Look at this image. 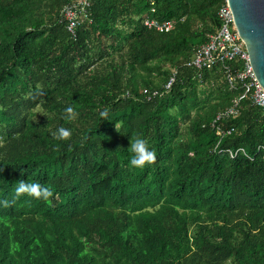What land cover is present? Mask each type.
Returning <instances> with one entry per match:
<instances>
[{"label":"trees","instance_id":"16d2710c","mask_svg":"<svg viewBox=\"0 0 264 264\" xmlns=\"http://www.w3.org/2000/svg\"><path fill=\"white\" fill-rule=\"evenodd\" d=\"M68 2L0 0V200L54 193L0 206V264H264V115L214 121L239 88L185 66L223 0H90L73 36ZM133 136L154 164L130 167Z\"/></svg>","mask_w":264,"mask_h":264},{"label":"built area","instance_id":"2783aa9c","mask_svg":"<svg viewBox=\"0 0 264 264\" xmlns=\"http://www.w3.org/2000/svg\"><path fill=\"white\" fill-rule=\"evenodd\" d=\"M149 1L152 6L153 0ZM89 2L90 0H69L62 7L60 14L65 21V30L69 35H74V31L80 22L78 18L84 14L85 9L89 6ZM83 17L86 16L83 15ZM216 17L220 23L219 28L209 36L205 43L193 51L190 60L185 63V66L194 69L199 77L200 71L209 70L213 66L220 64L224 71V80L228 88L231 90L239 88V96L232 101V104L227 109L217 113L214 121L235 117L238 113L237 104L239 100L244 98L249 99L250 104L258 108L262 115H264V90L254 77L247 52L235 32L232 14L226 0H223V4L218 9ZM142 24L146 28L153 29L159 33L168 32L172 26L170 22L161 23L153 19H145L142 21ZM173 76L174 73L163 85L164 90H169L173 82ZM155 94L156 92H153V95ZM215 131L216 135L220 137L232 132L231 129L223 132L217 128ZM238 151L246 156L242 149ZM230 156L232 155L230 154Z\"/></svg>","mask_w":264,"mask_h":264},{"label":"water","instance_id":"95a60500","mask_svg":"<svg viewBox=\"0 0 264 264\" xmlns=\"http://www.w3.org/2000/svg\"><path fill=\"white\" fill-rule=\"evenodd\" d=\"M226 1L254 77L264 90V0Z\"/></svg>","mask_w":264,"mask_h":264},{"label":"clouds","instance_id":"9594fccd","mask_svg":"<svg viewBox=\"0 0 264 264\" xmlns=\"http://www.w3.org/2000/svg\"><path fill=\"white\" fill-rule=\"evenodd\" d=\"M101 117L107 119V111L100 113ZM77 116L73 107L69 106L64 109V119L74 120ZM116 127V125H115ZM55 139L67 141L72 136V131L65 127H59L57 132L53 134ZM121 149H117L119 151ZM132 155L129 161L131 168L142 169L147 165L154 164L157 159V153L155 150L149 148L148 142L142 136H133L130 139V147L127 149ZM15 198L12 202L8 199L0 200V206L5 208L10 207L11 203L19 199L21 196H27L35 200L48 201L54 196V193L50 187L42 186L38 182H25L20 180L16 183Z\"/></svg>","mask_w":264,"mask_h":264}]
</instances>
